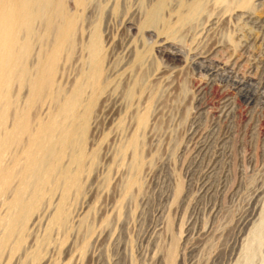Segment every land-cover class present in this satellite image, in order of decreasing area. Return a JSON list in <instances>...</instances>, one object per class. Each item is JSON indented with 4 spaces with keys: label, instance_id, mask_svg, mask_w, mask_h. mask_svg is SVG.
Wrapping results in <instances>:
<instances>
[{
    "label": "rangeland",
    "instance_id": "374dc122",
    "mask_svg": "<svg viewBox=\"0 0 264 264\" xmlns=\"http://www.w3.org/2000/svg\"><path fill=\"white\" fill-rule=\"evenodd\" d=\"M241 1L200 0L180 23L174 0L148 24L153 0H65L71 41L29 111L34 130L55 119L73 133L62 143L54 131L60 157L30 177L23 195L34 202L0 264H264V240L254 241L264 221V29L253 22L264 6ZM55 42L54 32L34 41L31 69ZM22 145L0 164L24 171ZM18 184L0 193V237Z\"/></svg>",
    "mask_w": 264,
    "mask_h": 264
},
{
    "label": "bare ground",
    "instance_id": "6f19581e",
    "mask_svg": "<svg viewBox=\"0 0 264 264\" xmlns=\"http://www.w3.org/2000/svg\"><path fill=\"white\" fill-rule=\"evenodd\" d=\"M101 1L103 0H69L78 7H86L92 4L96 6ZM116 1L114 0V2ZM172 1L174 0H153L145 18L146 22L151 24L160 21L161 12ZM249 1L242 0L241 3L244 2L246 5ZM254 3V5L264 6V0H254ZM177 7V21L182 23L197 14L200 10V0H177ZM245 14L248 18L253 17L250 11H246ZM254 19L256 20L253 22L260 23L259 25L263 30L264 20ZM38 25H42L43 31H38ZM169 27V24H166L165 28ZM74 28V21L65 11V0H0V161L2 162L4 153L11 147L22 143L23 159L27 162V168L24 171H15L14 161L13 165L10 163L11 166L0 164V193L9 190L10 180L13 178L19 180V184L13 192V197L8 203L10 212L4 218L5 232L0 237V246L15 233L20 232L25 224L27 211L34 202L32 199L26 202L23 195L29 185L30 177L47 167L51 160L60 157V152L55 151L53 147L54 131L57 129L62 131V143L69 141L70 135L73 133L72 127L63 123H56L55 119L49 121L38 120L36 126H38L40 132L34 130L29 109L37 98L45 94L46 91H50L54 80L57 54L63 42L69 43L71 41ZM53 32L56 35L53 50L44 52L42 47L37 55L34 69H31L29 59L33 54L34 41L43 42ZM97 44L98 37L95 34L90 46V51L93 54L99 50L97 49L99 44ZM246 47L247 42L242 45L243 49ZM163 53L173 57L179 55L178 51L172 52L166 49ZM93 65L94 78H96L100 66L96 57L93 59ZM14 85H17L20 89L26 86L28 89V96L27 99L25 98L26 102L23 107L18 106L17 98L13 95ZM75 101L76 98L67 100L64 110L66 111L70 103ZM10 116L12 119L9 120L10 123H7ZM20 159L17 158V160ZM38 196L39 190H36L32 198L36 200ZM63 215L62 208H60L55 222H61ZM263 232L264 221L258 230L254 232L256 245L263 243ZM248 252L249 258H252L255 255L256 247L253 246Z\"/></svg>",
    "mask_w": 264,
    "mask_h": 264
}]
</instances>
